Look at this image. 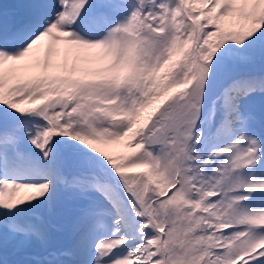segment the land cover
<instances>
[{"label":"snow or ice","instance_id":"obj_1","mask_svg":"<svg viewBox=\"0 0 264 264\" xmlns=\"http://www.w3.org/2000/svg\"><path fill=\"white\" fill-rule=\"evenodd\" d=\"M0 264H264V0H0Z\"/></svg>","mask_w":264,"mask_h":264},{"label":"bare ground","instance_id":"obj_2","mask_svg":"<svg viewBox=\"0 0 264 264\" xmlns=\"http://www.w3.org/2000/svg\"><path fill=\"white\" fill-rule=\"evenodd\" d=\"M3 2L12 3L13 0H3Z\"/></svg>","mask_w":264,"mask_h":264}]
</instances>
